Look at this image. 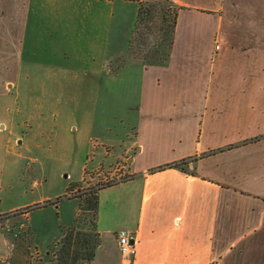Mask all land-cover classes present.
<instances>
[{"label":"crops","instance_id":"0c3cea01","mask_svg":"<svg viewBox=\"0 0 264 264\" xmlns=\"http://www.w3.org/2000/svg\"><path fill=\"white\" fill-rule=\"evenodd\" d=\"M170 1L179 11L166 62L132 61L112 73L108 64L126 51L137 2L0 0V98L11 103L30 88L40 66L91 79L135 70L137 100L124 108L125 132L115 134L122 153L108 145L99 159L124 162L128 179L98 191L99 244L86 264H122L120 229L135 234L133 264H264V0ZM80 43L92 59L73 66L66 58ZM6 105L0 196L20 188L11 177L22 110ZM34 204L3 211L0 199V215ZM77 204L71 211L61 199L52 204L54 215H67L65 228ZM32 213L21 216L33 230L48 227L30 223ZM7 240L0 234V258L9 253Z\"/></svg>","mask_w":264,"mask_h":264},{"label":"rangeland","instance_id":"374dc122","mask_svg":"<svg viewBox=\"0 0 264 264\" xmlns=\"http://www.w3.org/2000/svg\"><path fill=\"white\" fill-rule=\"evenodd\" d=\"M132 1L138 6L139 2L146 0ZM149 1L156 3L158 9L165 8L166 19L162 24L156 14L144 23L134 40L132 50L135 55L126 58L124 52L115 56L108 64L110 72L119 70H116L117 58L122 61L126 58L121 67L132 61L154 62L144 60L140 55L145 54L148 47L159 50L162 28L168 27L172 8L157 0ZM79 45V48L71 47L69 52L80 56L74 58L71 55L70 60L66 58L73 66L75 62L81 65L82 60L90 63L92 59L84 44ZM59 58L63 56L56 52L55 59ZM43 68L47 67H36L40 78L29 82L32 86L22 89L16 98L13 96L11 103L0 98V108L10 104L9 108L22 110L19 119L22 125L17 129L20 143L14 145L16 177H11L20 188L16 194L15 189L10 194L8 189L3 190L0 196L4 204L2 210L7 211L10 209L8 205L13 203H35L29 208L0 215V234L9 240L7 245L10 247L8 255L0 258V264H55L53 255L59 248L61 236L73 228V222L66 228L62 226L67 215L64 211L59 216L54 215L52 204L61 199L62 208L71 211L75 202L79 203L89 189L97 191L111 185L113 180L127 178L124 162L107 166L113 159L106 162L99 159L108 145L114 156L122 153L115 134L126 130H123L121 119L126 121L124 108H131L137 100L139 75L128 69L118 76L111 74L91 79L82 78L78 73L69 76L47 74L43 73ZM45 75H49L48 78ZM106 138L115 141L113 146H110V141L108 144L104 142ZM30 212H33L30 223L42 220L43 223L48 222V227L45 225L41 230H33L21 216Z\"/></svg>","mask_w":264,"mask_h":264},{"label":"trees","instance_id":"16d2710c","mask_svg":"<svg viewBox=\"0 0 264 264\" xmlns=\"http://www.w3.org/2000/svg\"><path fill=\"white\" fill-rule=\"evenodd\" d=\"M157 1L162 3L164 6L172 8V18L169 20L168 27L165 30L162 28L160 36L161 43L158 46L159 50L157 51L154 47H148L147 52H145V54H141L140 56L144 60L164 63L168 59L170 49L172 47L174 28L179 7L175 6V4L170 0ZM156 14L160 16L163 24V21L167 16L165 8L162 7L158 9L156 3L150 2L149 0L138 3L134 29L132 31V36L128 41L125 51L126 55L124 57L127 58L130 55H135L132 49L134 46V40L137 38V35L139 36V29L144 23L149 22ZM125 59L123 61L121 58L116 59V62H118L116 70L120 69ZM180 165V163L166 165L157 168L156 170L166 167L177 168L180 167ZM98 191L99 189L97 191L89 189L81 196V201L78 203V213L72 224L73 228L69 229L68 232L65 231L63 233L59 242V248L53 255L55 264H85L93 260L96 247L99 244L96 233Z\"/></svg>","mask_w":264,"mask_h":264},{"label":"built area","instance_id":"2783aa9c","mask_svg":"<svg viewBox=\"0 0 264 264\" xmlns=\"http://www.w3.org/2000/svg\"><path fill=\"white\" fill-rule=\"evenodd\" d=\"M217 48L218 46H216ZM125 178L124 176L120 180H113L110 184L125 181L128 176ZM116 241L122 264H133L136 256L135 234L129 230L120 229L116 233Z\"/></svg>","mask_w":264,"mask_h":264}]
</instances>
